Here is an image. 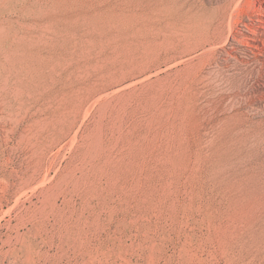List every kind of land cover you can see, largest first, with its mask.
Masks as SVG:
<instances>
[{"label": "rangeland", "instance_id": "1", "mask_svg": "<svg viewBox=\"0 0 264 264\" xmlns=\"http://www.w3.org/2000/svg\"><path fill=\"white\" fill-rule=\"evenodd\" d=\"M237 1L0 0V264H264V0Z\"/></svg>", "mask_w": 264, "mask_h": 264}, {"label": "bare ground", "instance_id": "2", "mask_svg": "<svg viewBox=\"0 0 264 264\" xmlns=\"http://www.w3.org/2000/svg\"><path fill=\"white\" fill-rule=\"evenodd\" d=\"M239 1H240V4H239ZM239 1H237L238 3H236L235 5H237L236 6V8H238L240 5H241V3L243 2V0L241 1V0H239ZM228 6H229V4H228ZM201 9V8H200ZM227 9H229V8H227ZM202 10V9H201ZM196 11V10H195ZM193 12V11H192ZM199 12V11H198ZM230 13V12H229ZM231 14V13H230ZM195 15H197V13L195 14ZM203 15V14H202ZM232 15V14H231ZM227 16V15H226ZM229 16V15H228ZM230 17V16H229ZM232 17V16H231ZM205 18V17H204ZM209 21V20H208ZM199 23V22H198ZM196 26V25H195ZM142 30V29H141ZM156 30V29H155Z\"/></svg>", "mask_w": 264, "mask_h": 264}]
</instances>
